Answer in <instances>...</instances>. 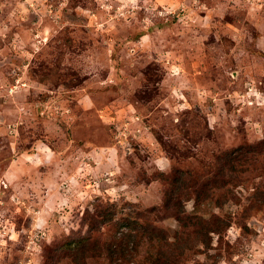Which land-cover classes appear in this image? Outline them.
Masks as SVG:
<instances>
[{"label":"rangeland","instance_id":"rangeland-1","mask_svg":"<svg viewBox=\"0 0 264 264\" xmlns=\"http://www.w3.org/2000/svg\"><path fill=\"white\" fill-rule=\"evenodd\" d=\"M0 264H264V0H0Z\"/></svg>","mask_w":264,"mask_h":264},{"label":"trees","instance_id":"trees-1","mask_svg":"<svg viewBox=\"0 0 264 264\" xmlns=\"http://www.w3.org/2000/svg\"><path fill=\"white\" fill-rule=\"evenodd\" d=\"M174 180H175V182H182V177H176ZM176 194H179L180 197H181L182 194H184V192L182 191L181 187H174L173 194L169 195V201H167L165 203V206H167L168 203H170V201L173 199V195H176ZM126 225H128L130 227L129 223H126ZM205 230L206 231H204L203 233L206 236H208L212 232L211 229H205ZM214 231L219 232V230L216 227L214 228ZM121 250H123V249H121Z\"/></svg>","mask_w":264,"mask_h":264}]
</instances>
